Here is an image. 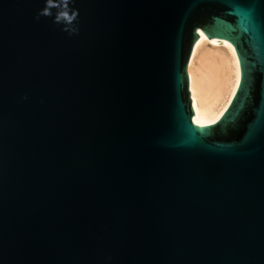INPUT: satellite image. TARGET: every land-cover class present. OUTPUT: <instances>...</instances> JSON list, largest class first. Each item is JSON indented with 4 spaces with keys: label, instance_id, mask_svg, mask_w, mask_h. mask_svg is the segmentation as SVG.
I'll return each instance as SVG.
<instances>
[{
    "label": "water",
    "instance_id": "95a60500",
    "mask_svg": "<svg viewBox=\"0 0 264 264\" xmlns=\"http://www.w3.org/2000/svg\"><path fill=\"white\" fill-rule=\"evenodd\" d=\"M53 4L0 0V264H264V0ZM201 34L239 81L199 127Z\"/></svg>",
    "mask_w": 264,
    "mask_h": 264
},
{
    "label": "bare ground",
    "instance_id": "6f19581e",
    "mask_svg": "<svg viewBox=\"0 0 264 264\" xmlns=\"http://www.w3.org/2000/svg\"><path fill=\"white\" fill-rule=\"evenodd\" d=\"M193 47L187 73L193 121L197 126L214 123L228 107L239 81V65L227 42L201 34Z\"/></svg>",
    "mask_w": 264,
    "mask_h": 264
},
{
    "label": "clouds",
    "instance_id": "9594fccd",
    "mask_svg": "<svg viewBox=\"0 0 264 264\" xmlns=\"http://www.w3.org/2000/svg\"><path fill=\"white\" fill-rule=\"evenodd\" d=\"M68 3H69V0H61V4L63 5L64 10H61L57 13V15L55 17V22H57V23H60V22L71 23V21L76 19V15H77L76 13H72L70 15V10L67 9ZM55 6L56 5L53 4V0H47L46 8L44 10H42L41 13L38 14L37 18H39V15H45V16L51 15L50 9L52 7H55ZM64 30L70 31V34H71V32L76 31L75 29L69 30L67 27Z\"/></svg>",
    "mask_w": 264,
    "mask_h": 264
}]
</instances>
